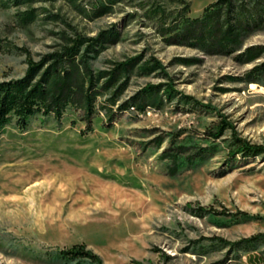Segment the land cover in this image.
I'll use <instances>...</instances> for the list:
<instances>
[{"label": "rangeland", "instance_id": "rangeland-1", "mask_svg": "<svg viewBox=\"0 0 264 264\" xmlns=\"http://www.w3.org/2000/svg\"><path fill=\"white\" fill-rule=\"evenodd\" d=\"M216 1L0 0V81L77 38V60L99 75L90 129L75 104L59 120L36 113L0 129V264H97L56 254L76 243L102 264L264 256V153L244 156L233 138L264 146V4L245 27L256 0H233L236 36H174L180 13ZM222 119L234 130L213 137Z\"/></svg>", "mask_w": 264, "mask_h": 264}, {"label": "trees", "instance_id": "trees-1", "mask_svg": "<svg viewBox=\"0 0 264 264\" xmlns=\"http://www.w3.org/2000/svg\"><path fill=\"white\" fill-rule=\"evenodd\" d=\"M261 4H264V0L255 1L253 11L257 17H253L254 13L251 12V15L247 16L248 18L246 17L244 21L245 27H248L250 22H254L260 18L262 9H259L258 5ZM218 5H220L218 9L213 8ZM222 8L227 9L228 16L221 21ZM234 8L235 3L233 0H217L210 7L205 8L202 16L194 18L181 17L182 14L180 13L179 23H182V29L174 36L177 40L194 38L204 41L206 38H217L218 36L221 39H226L228 35H233L236 31L234 23L239 18L235 17L233 13ZM232 20H234V23H232ZM89 40L96 42L98 38ZM82 42V39L77 38L74 44L65 51L52 53L39 62L29 60L24 76L0 81V129L8 124L12 117H16L19 125L23 127L26 125L28 118L36 113L43 115L53 114L59 120L66 107L71 104L78 105L84 109L87 114L85 117L86 126L88 129L91 128L90 117L93 114L94 101L92 94L96 90L94 89L96 85L94 82L99 75H94L92 70L87 66L86 60H77V55L79 54L78 48ZM93 44L88 45L89 48ZM215 44L222 50L225 47L220 43L215 42ZM210 52L213 53L215 51ZM81 57H87V55L84 54ZM135 60L136 58H130L127 61L116 63L113 71L108 73L111 74L110 79L104 83L101 89L107 90L111 87L120 74L132 68ZM45 64L47 66L44 68ZM157 66H159V63L146 65L144 68L146 71H149L155 69ZM154 88L155 86L150 85L142 90L147 96H150ZM171 91L173 89L169 87L165 92L168 95ZM124 106L125 104L122 107ZM225 128L234 130L230 122L222 119L218 127L210 131L211 135L218 137ZM233 138L238 152H241L244 156L264 153L263 145L253 144L244 138L238 137L235 130ZM56 254L67 260L88 259L90 262L102 264L101 257L92 250L87 249L84 243H76L68 249H60Z\"/></svg>", "mask_w": 264, "mask_h": 264}, {"label": "crops", "instance_id": "crops-1", "mask_svg": "<svg viewBox=\"0 0 264 264\" xmlns=\"http://www.w3.org/2000/svg\"><path fill=\"white\" fill-rule=\"evenodd\" d=\"M246 259L248 264H264V256H262L261 253H249Z\"/></svg>", "mask_w": 264, "mask_h": 264}]
</instances>
